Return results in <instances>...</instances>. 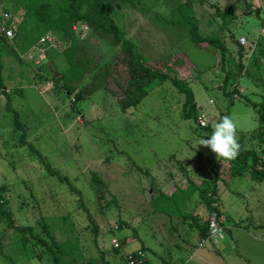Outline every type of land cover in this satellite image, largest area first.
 <instances>
[{
    "label": "rangeland",
    "instance_id": "rangeland-1",
    "mask_svg": "<svg viewBox=\"0 0 264 264\" xmlns=\"http://www.w3.org/2000/svg\"><path fill=\"white\" fill-rule=\"evenodd\" d=\"M16 1L0 0V29L5 10L19 24L15 39L0 42V187L6 188L1 198L15 224L32 226L35 234L44 237L40 228L44 220L61 244L62 264H126L125 254L137 249L146 252L149 264H184L193 252L180 250L186 245L199 247L202 238L182 216H197L202 223L208 212L197 193L178 210L157 197L186 189L188 176L209 192L217 187L220 222L232 228L249 258L246 264H264V240L260 239H264V228L258 227L264 225V181L251 180L248 172L232 176L227 160L197 145L201 138L207 139L197 123L180 118L184 97L169 82L130 81L120 62V49L90 29L80 40L89 56L99 67H116L108 80L109 90L100 89L75 103L74 95L53 81L68 69L63 56L67 44L31 18L23 23L24 10L16 7ZM32 1L65 7L62 0ZM80 1L84 11L85 0ZM102 1L143 64L187 82L198 114L207 124L214 130L223 117H230L237 137L246 136L243 147L255 150L264 160L262 146L250 138L259 125L256 110L236 96L226 97L222 90L228 75L226 92L234 88L251 102H264V0H245L248 7L242 0L193 3L200 34L223 40L229 50L223 65L219 51L205 43L192 46L186 31L155 18H169L182 0ZM228 7L235 19L223 27L214 12L215 8L225 12ZM47 35L55 39L56 48L40 44V38ZM241 37L246 38L245 46L239 44ZM89 81L88 77L83 85ZM120 87L127 88L139 104L122 111ZM6 96L20 114L26 141L81 193L97 234L78 196L50 177L37 157L21 145V131L14 128L5 110ZM238 226L246 232L235 230ZM114 238L122 242L119 250L112 247ZM203 252L216 254L210 241L200 249ZM229 254L230 260L239 259L237 251ZM0 264L52 261L33 241L25 244L0 217Z\"/></svg>",
    "mask_w": 264,
    "mask_h": 264
},
{
    "label": "trees",
    "instance_id": "trees-1",
    "mask_svg": "<svg viewBox=\"0 0 264 264\" xmlns=\"http://www.w3.org/2000/svg\"><path fill=\"white\" fill-rule=\"evenodd\" d=\"M242 1L245 2V0ZM62 2L65 4V7H59L57 9L53 4L42 1L35 3L32 0H18L15 2V5L18 9L24 10L23 23L29 21V18H31L32 22L38 26H44L46 30L57 33L59 39L67 44L66 48L63 50V56L68 64V69L53 78V81L56 84H60L68 95H74L73 99L75 103L84 101L100 89L109 90L108 80L111 77L113 78L111 72L112 69L116 67V64L114 67L109 65L99 67L97 62H95V59L92 56H89L86 47L80 42V39L72 30L74 24L83 23L93 33L101 34L106 37L110 41L111 46L120 49V62L123 64L130 81L156 80L160 83L169 82L176 92L184 97V101L181 105L180 118L184 121L191 120L196 122L200 132L203 133L207 139L209 138L207 135L214 130L209 125L206 127H201L199 125L198 120L200 115L198 114V106L188 83L143 64L136 54L135 45L125 39L124 32L111 17L106 4L102 0H85L84 4L86 7L84 11H82V2L80 0H62ZM194 2L195 0H182V2H177L175 11L169 18L160 15H156L155 18L165 25L178 27L186 31L187 39L192 46L197 48L205 43L209 47L219 51L223 65L226 62L229 50L223 40L213 36H202L200 34L197 20L192 12ZM245 5L248 7L246 2ZM5 11L9 13L8 10ZM255 11L256 14L259 15V9ZM214 14L220 19L223 27H226L228 23L235 19V14L231 7H228L225 12H221L218 8H215ZM3 26L13 30V39H15L19 24L13 25L11 21H7L4 22ZM20 34L21 33H19V35ZM6 41L8 40H6L5 37L0 36L1 43ZM242 54L243 48L239 46V58L242 57ZM238 65L241 68L242 64L240 61ZM1 71L0 68V88L2 87ZM88 77L90 78V81L83 85ZM112 80L114 81V79ZM228 81L229 77L228 75H225L222 90L226 97L230 98V96H236L238 100L245 101L247 105H250L257 112L259 125L250 138L256 140L258 144L262 146L264 154V102H251L245 95L241 94L239 90L234 88L230 93L226 92L225 86ZM120 90L124 95L120 102L122 111H126L129 107H135L139 104V99L132 98L127 88L120 87ZM5 110L11 114L12 125L14 128L17 131H21L19 138L21 145L25 146L32 155L37 157L43 169L50 177H54L59 183L66 185L70 193L78 196L80 208L86 213L88 221L93 226V231L97 234V228L93 223V219L88 210L82 204L81 193L74 188L67 176H63L58 170L48 164L43 155L34 147V145L26 141V133L23 124L20 121V114L12 107L8 96H6ZM245 139L246 136L244 135L238 138V143L240 144L239 154L235 159L227 160L230 164V173L232 176L242 177L248 172L251 180L262 182L264 181V160H261L255 150L243 147V141ZM181 169L184 170L182 167ZM93 180L96 181L95 177H93ZM186 181L188 182L187 188L179 190L178 194L172 196L159 194L157 198L163 202H167L174 209L178 210V206L181 203H185L192 195L197 193L208 212V217L202 223L197 216L193 215H183L182 219L183 222H190V226L197 230L199 237L204 238L208 234L209 216L211 214H215L217 221L221 224L220 218L222 214L219 207L215 205L217 187L214 185L211 192H209L206 187L200 186L188 176H186ZM215 181L216 178L214 179V182ZM5 191V187H0V217L7 221V226L14 232L18 233L25 244H29L30 241H33L35 245L43 248L51 257L52 264H62L63 253L61 244H59L52 235L49 225L44 220L40 222L41 234L44 235V237L35 234L32 226H17L2 201L1 197ZM258 227L264 228V225H259ZM143 264L149 263L148 261H145Z\"/></svg>",
    "mask_w": 264,
    "mask_h": 264
},
{
    "label": "built area",
    "instance_id": "built-area-1",
    "mask_svg": "<svg viewBox=\"0 0 264 264\" xmlns=\"http://www.w3.org/2000/svg\"><path fill=\"white\" fill-rule=\"evenodd\" d=\"M1 18L4 22L11 21L13 25L18 24V20L16 18H13L10 13L4 12L1 15ZM73 32L75 35L80 39L83 40L86 37V34L88 33V27L83 23H77L74 24L72 27ZM0 36L5 37L6 40L11 41L14 38V32L11 28H6L5 26H2L0 29ZM264 37V34H263ZM239 44L241 46L246 45V38L241 37L238 39ZM41 45H47L50 48H56V42L55 39H53L51 36L47 35L40 40ZM252 51V50H251ZM52 86V84H50ZM74 101V99H73ZM198 123L201 127L208 126L205 119L200 116ZM213 217L209 218V225H208V234L206 237L202 238L199 247H204L206 244L210 241L212 244H217V239L220 237V233L222 232L221 224L216 219L215 214ZM117 226L114 230H117ZM113 249H120L122 247V242L119 239L114 238L111 241ZM147 260L146 252L142 249L134 250L131 253L125 254V262L126 264H143Z\"/></svg>",
    "mask_w": 264,
    "mask_h": 264
},
{
    "label": "crops",
    "instance_id": "crops-1",
    "mask_svg": "<svg viewBox=\"0 0 264 264\" xmlns=\"http://www.w3.org/2000/svg\"><path fill=\"white\" fill-rule=\"evenodd\" d=\"M221 228L222 232L220 233V237L217 239V244H212L215 249V256L210 252H203L200 253V249L202 250L204 247H192L191 245H186L184 249L180 250L181 253L186 250L192 249V254L189 255L188 259L185 261L184 264H246V260H248V256L246 258V253L244 252V248L239 243L238 239L235 237V233H233L232 228L226 224V222L221 221ZM235 230H242V226H238ZM246 235V234H245ZM228 236L227 238H225ZM253 240H257L252 236ZM262 241L263 238H260ZM195 248V249H194ZM237 251V255L239 256L238 260L231 259L232 254ZM181 256V255H180ZM229 258V259H228ZM174 264V263H170Z\"/></svg>",
    "mask_w": 264,
    "mask_h": 264
},
{
    "label": "clouds",
    "instance_id": "clouds-1",
    "mask_svg": "<svg viewBox=\"0 0 264 264\" xmlns=\"http://www.w3.org/2000/svg\"><path fill=\"white\" fill-rule=\"evenodd\" d=\"M209 138H201L197 145H203L216 154L217 159L233 160L239 154L237 129L234 121L223 117L209 135Z\"/></svg>",
    "mask_w": 264,
    "mask_h": 264
}]
</instances>
